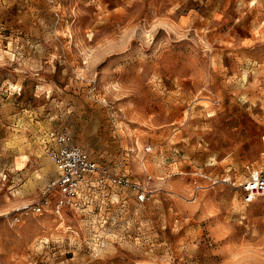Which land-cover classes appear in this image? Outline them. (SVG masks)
<instances>
[{
	"label": "rangeland",
	"instance_id": "374dc122",
	"mask_svg": "<svg viewBox=\"0 0 264 264\" xmlns=\"http://www.w3.org/2000/svg\"><path fill=\"white\" fill-rule=\"evenodd\" d=\"M48 129L147 200L98 188L14 222L55 176ZM249 164L264 171V0H0V264H264ZM200 168L235 184L192 194Z\"/></svg>",
	"mask_w": 264,
	"mask_h": 264
},
{
	"label": "built area",
	"instance_id": "2783aa9c",
	"mask_svg": "<svg viewBox=\"0 0 264 264\" xmlns=\"http://www.w3.org/2000/svg\"><path fill=\"white\" fill-rule=\"evenodd\" d=\"M46 135L51 143L49 157L56 168V177L46 184L42 191V198L30 204L24 205L15 211L13 221L18 222L26 214L34 213L42 215L49 211L61 216L64 208L78 206V198L83 186H89L92 191L95 188H105L107 185L117 186L121 189H132L136 202L147 200V185L134 182L125 175L112 174L108 168L100 166L77 144L71 142V135L62 130H48ZM193 176L203 178L215 184L222 182L226 184L235 183L228 177L211 176L201 171H195ZM197 179L193 180V194L201 188ZM238 188L242 189L243 201L250 203L264 196V173L253 170L248 178L238 182Z\"/></svg>",
	"mask_w": 264,
	"mask_h": 264
},
{
	"label": "crops",
	"instance_id": "0c3cea01",
	"mask_svg": "<svg viewBox=\"0 0 264 264\" xmlns=\"http://www.w3.org/2000/svg\"><path fill=\"white\" fill-rule=\"evenodd\" d=\"M48 130L43 131V133L41 134V136L38 138V142H39V146H40L41 150L43 151V153L45 152L48 155V157H49V150H48V148H49V146H50L51 143L49 142V138L46 135V132ZM71 142H72V138H71ZM212 164L213 163H210V165H212ZM52 166H54L53 163H52ZM246 166H244V168ZM251 166L249 164V166L246 167L247 170L244 169L245 172L247 173L245 179L249 177V175L251 174V171H253V170H257V171H260V172L264 173V171L262 169L256 168L253 165H251ZM54 170H55V176L53 178H51L50 180H53L56 177V174L57 173H56L55 166H54ZM229 172H230L229 169L228 170H225L224 172L220 173V176H222V177H228V178H230V180H232V179L234 180V178H232V175H230ZM209 175H211V174H209ZM216 176H218V175H216ZM194 179H197L199 181V184L201 183L204 186L203 182H205V179H203V178H196L195 176H194ZM50 180H48V182L45 183V185L42 188V191L45 188L46 184L50 182ZM193 180H192V185H191V188H190V192H192ZM244 180H242V181H244ZM242 181H240V182H242ZM233 182L235 183V181H233ZM114 188H117V186H113V185H110L109 184L105 188H102L100 191L102 193H104L105 195H107L108 193H111ZM97 189L98 188H95L94 190L90 191L89 190V186L88 187L87 186H83L82 189H81V191H80V194H79L80 197L78 198V206L77 207H73V208H68V207L67 208H64L61 212L64 213V210H70V211H75V212H77L78 210L79 211H83L85 209V207H89L90 205H92L93 203H95L94 198L96 197V191H97ZM42 191H41V194H42ZM192 194H193V192H192ZM27 204H30V203H27ZM27 204H22V205L18 206V208H20V207H22L24 205H27Z\"/></svg>",
	"mask_w": 264,
	"mask_h": 264
}]
</instances>
